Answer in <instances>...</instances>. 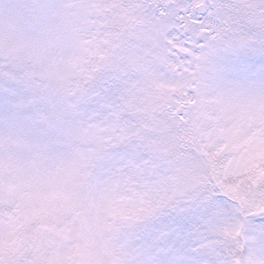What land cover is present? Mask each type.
I'll return each mask as SVG.
<instances>
[{
	"label": "snow or ice",
	"instance_id": "6c2138e0",
	"mask_svg": "<svg viewBox=\"0 0 264 264\" xmlns=\"http://www.w3.org/2000/svg\"><path fill=\"white\" fill-rule=\"evenodd\" d=\"M0 264H264V0H0Z\"/></svg>",
	"mask_w": 264,
	"mask_h": 264
}]
</instances>
